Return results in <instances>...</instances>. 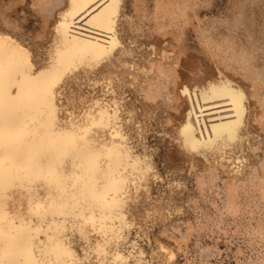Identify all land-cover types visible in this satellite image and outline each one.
<instances>
[{"label":"snow or ice","instance_id":"obj_1","mask_svg":"<svg viewBox=\"0 0 264 264\" xmlns=\"http://www.w3.org/2000/svg\"><path fill=\"white\" fill-rule=\"evenodd\" d=\"M78 17L97 38L80 34ZM125 20V0H69L43 55L0 36V264H174L159 240L151 252L130 240L138 216L171 214V200L152 201L150 183L174 190L182 182L156 169L144 127L117 88L119 69L148 74L127 62L136 52ZM182 92L202 114L201 105H230L229 116L201 125L199 139L190 111L178 131L182 150L226 174V163L238 168L243 90L202 77Z\"/></svg>","mask_w":264,"mask_h":264},{"label":"bare ground","instance_id":"obj_2","mask_svg":"<svg viewBox=\"0 0 264 264\" xmlns=\"http://www.w3.org/2000/svg\"><path fill=\"white\" fill-rule=\"evenodd\" d=\"M68 2L0 0V36H10L43 55ZM210 2L125 0V37L136 52L127 62L147 69L148 74L119 69L124 83L117 88L144 127L156 169L182 182L174 190L155 180L150 183L152 201L166 205L171 200L172 210L168 216L152 219L138 216V229L148 247L141 248L151 252L159 240L174 253V264H226L218 242L223 236L236 242L231 251L234 264H264V0H230L226 16L201 18L197 10ZM29 18L37 25L33 29L26 28ZM77 19L80 34L97 38V31L85 23L87 16ZM189 34L198 48L188 46ZM164 52L172 54L167 62L162 59ZM133 75L135 82L130 79ZM202 77H223L246 96L242 140L234 149L243 163L236 169L226 163L228 174L215 162L185 152L177 142L190 111L198 139L201 125L210 128L220 122L219 117L230 115L224 110L230 107L227 101L201 105L203 114L200 106L193 110L182 88ZM210 134L205 132V136ZM203 238L212 243L201 242ZM190 244L194 248L191 257Z\"/></svg>","mask_w":264,"mask_h":264},{"label":"rangeland","instance_id":"obj_3","mask_svg":"<svg viewBox=\"0 0 264 264\" xmlns=\"http://www.w3.org/2000/svg\"><path fill=\"white\" fill-rule=\"evenodd\" d=\"M210 4L209 6H203V7H200L197 12L199 14V16L201 18H219V17H222V16H226L227 14H229V11H230V0H210ZM258 9H255V12H257ZM37 25L36 23H34L33 19L32 18H29V21L27 22V25H26V28L28 29H33L35 28ZM188 46L190 48H198L197 47V43L195 38L192 37V34H189L188 35ZM204 206H203V205ZM201 205L203 207H205L206 204L204 203H201ZM224 238L223 236L218 239V242H219V247L224 251L223 253V258L225 263L226 264H234V257L231 253L232 249H234V245L232 244H235L234 242H232L231 240L229 239H222ZM130 240H136L138 245L140 247H143V248H148L147 245H146V240L142 234V232L139 230V229H133L130 233ZM201 242H207V243H212L211 240L209 239H205L203 238ZM228 242V243H227ZM192 244L189 245V251L190 253L188 254L189 257H191L194 253V248H192ZM226 246V247H225ZM231 247V248H230ZM228 248V249H226ZM213 262H215L213 260Z\"/></svg>","mask_w":264,"mask_h":264}]
</instances>
